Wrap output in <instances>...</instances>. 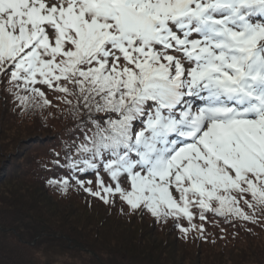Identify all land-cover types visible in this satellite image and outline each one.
<instances>
[{
  "label": "snow or ice",
  "instance_id": "1",
  "mask_svg": "<svg viewBox=\"0 0 264 264\" xmlns=\"http://www.w3.org/2000/svg\"><path fill=\"white\" fill-rule=\"evenodd\" d=\"M0 90L71 118L62 195L184 239L264 222V0H0Z\"/></svg>",
  "mask_w": 264,
  "mask_h": 264
},
{
  "label": "trees",
  "instance_id": "2",
  "mask_svg": "<svg viewBox=\"0 0 264 264\" xmlns=\"http://www.w3.org/2000/svg\"><path fill=\"white\" fill-rule=\"evenodd\" d=\"M70 123L57 109L22 113L0 90V264H43L49 247L90 264H264V222L217 217L205 225L207 240L184 239L170 221L51 188V160Z\"/></svg>",
  "mask_w": 264,
  "mask_h": 264
},
{
  "label": "rangeland",
  "instance_id": "3",
  "mask_svg": "<svg viewBox=\"0 0 264 264\" xmlns=\"http://www.w3.org/2000/svg\"><path fill=\"white\" fill-rule=\"evenodd\" d=\"M43 264H90L84 262L79 253L57 247H49L40 256Z\"/></svg>",
  "mask_w": 264,
  "mask_h": 264
}]
</instances>
